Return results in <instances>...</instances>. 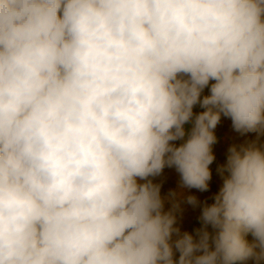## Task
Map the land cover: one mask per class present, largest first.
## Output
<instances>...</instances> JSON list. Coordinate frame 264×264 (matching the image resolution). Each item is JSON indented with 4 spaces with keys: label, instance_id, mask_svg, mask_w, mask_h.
<instances>
[{
    "label": "clouds",
    "instance_id": "clouds-1",
    "mask_svg": "<svg viewBox=\"0 0 264 264\" xmlns=\"http://www.w3.org/2000/svg\"><path fill=\"white\" fill-rule=\"evenodd\" d=\"M222 117L264 135V0H0V264H264L255 141L198 239L175 226Z\"/></svg>",
    "mask_w": 264,
    "mask_h": 264
},
{
    "label": "rangeland",
    "instance_id": "rangeland-1",
    "mask_svg": "<svg viewBox=\"0 0 264 264\" xmlns=\"http://www.w3.org/2000/svg\"><path fill=\"white\" fill-rule=\"evenodd\" d=\"M203 94H208L207 89ZM199 105L194 107V113L202 111ZM190 125H186V128ZM215 135L217 137V143L213 146V153L216 157L210 169L212 171V180L209 182V190L207 192H200L195 189H185L184 196L179 198V209L174 210V215L176 216V227L180 228L181 234L187 232L195 239H198L197 230L203 227V222L200 219L202 208L206 204H211L214 202L215 186L220 189L223 183V178L217 173L216 169L218 166L226 163L228 149L236 145L237 147L241 145H247L253 141L256 142V145L264 148V135L257 134H248L246 136H241L239 133L235 132L231 126V121L229 119H221L220 124L215 129ZM154 183L161 185V195L162 197H168L170 192L178 191L180 185L179 174L176 173L174 169L165 168L164 172L159 176L153 178ZM188 195H195L197 197L198 203L193 206L188 204L186 197ZM173 201L166 199L164 204V211L172 210ZM209 231L212 229L209 227ZM173 236V240L175 239ZM249 241L252 240V237L249 235L247 237ZM178 259V254L177 257ZM251 264V262H249Z\"/></svg>",
    "mask_w": 264,
    "mask_h": 264
},
{
    "label": "trees",
    "instance_id": "trees-1",
    "mask_svg": "<svg viewBox=\"0 0 264 264\" xmlns=\"http://www.w3.org/2000/svg\"><path fill=\"white\" fill-rule=\"evenodd\" d=\"M214 186H215V193L217 194V193H218V191H219V188L217 187V185H216V184H214Z\"/></svg>",
    "mask_w": 264,
    "mask_h": 264
}]
</instances>
